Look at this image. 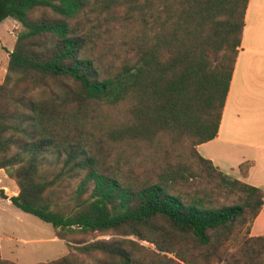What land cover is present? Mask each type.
I'll return each instance as SVG.
<instances>
[{
  "label": "trees",
  "instance_id": "trees-1",
  "mask_svg": "<svg viewBox=\"0 0 264 264\" xmlns=\"http://www.w3.org/2000/svg\"><path fill=\"white\" fill-rule=\"evenodd\" d=\"M247 3L0 0V22L22 23L0 81L17 192L0 195L58 238L121 235L36 264H264L249 233L264 188L197 149L217 134Z\"/></svg>",
  "mask_w": 264,
  "mask_h": 264
},
{
  "label": "crops",
  "instance_id": "crops-1",
  "mask_svg": "<svg viewBox=\"0 0 264 264\" xmlns=\"http://www.w3.org/2000/svg\"><path fill=\"white\" fill-rule=\"evenodd\" d=\"M253 1L247 3L241 44L217 134L199 143L197 149L227 174L264 188V0L257 4ZM245 160L251 165L242 175L238 165ZM0 171L8 177L2 168ZM14 186L12 194L17 192ZM6 200L10 201L8 197ZM249 233H264V203Z\"/></svg>",
  "mask_w": 264,
  "mask_h": 264
},
{
  "label": "rangeland",
  "instance_id": "rangeland-1",
  "mask_svg": "<svg viewBox=\"0 0 264 264\" xmlns=\"http://www.w3.org/2000/svg\"><path fill=\"white\" fill-rule=\"evenodd\" d=\"M253 2L257 4L263 0H254ZM21 28L22 23L11 16L0 22V81L5 74L9 51L13 48L16 34ZM246 38L247 32H245ZM14 183L13 179H8L0 171V184L3 185L1 187L6 194L13 193ZM6 199L7 197L0 195V254L19 264H36L38 261H46L60 256L67 252V243L78 244L77 241L121 236L113 232L91 231L72 233L67 235L66 239L58 238L50 222L21 210ZM126 236L150 245L149 242L140 240L132 234Z\"/></svg>",
  "mask_w": 264,
  "mask_h": 264
}]
</instances>
